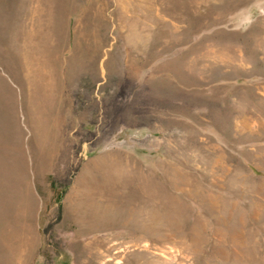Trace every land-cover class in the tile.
Returning a JSON list of instances; mask_svg holds the SVG:
<instances>
[{
	"label": "rangeland",
	"instance_id": "rangeland-1",
	"mask_svg": "<svg viewBox=\"0 0 264 264\" xmlns=\"http://www.w3.org/2000/svg\"><path fill=\"white\" fill-rule=\"evenodd\" d=\"M0 264H264V0H0Z\"/></svg>",
	"mask_w": 264,
	"mask_h": 264
},
{
	"label": "bare ground",
	"instance_id": "bare-ground-1",
	"mask_svg": "<svg viewBox=\"0 0 264 264\" xmlns=\"http://www.w3.org/2000/svg\"><path fill=\"white\" fill-rule=\"evenodd\" d=\"M167 173H168V172H167ZM176 176H177V175H176ZM131 183H132V182L130 181L129 184H131ZM181 188H182V187H181ZM128 204H129V203H128ZM130 205H131V204H130ZM128 208H129V207H128ZM119 210H120V208H119ZM92 211H93V210H92ZM96 212H97V211H96ZM113 212H114V211H113ZM154 212H155V211H154ZM154 212H153V213H154ZM88 213H89V212H88ZM114 213H115V212H114ZM104 214H105V213H104ZM87 215H88V214H87ZM87 215H86V216H87ZM96 215L99 216L100 214H99L98 212H97L95 215L91 213V214H90V219H92V220H90V221H95ZM160 215H161V214H160ZM126 218H127V217H126ZM154 219H155V218H154ZM136 224H137V223H136ZM164 228H165V227H164Z\"/></svg>",
	"mask_w": 264,
	"mask_h": 264
},
{
	"label": "trees",
	"instance_id": "trees-1",
	"mask_svg": "<svg viewBox=\"0 0 264 264\" xmlns=\"http://www.w3.org/2000/svg\"><path fill=\"white\" fill-rule=\"evenodd\" d=\"M56 197H57V199H58V200H60V199H61V195H57Z\"/></svg>",
	"mask_w": 264,
	"mask_h": 264
}]
</instances>
